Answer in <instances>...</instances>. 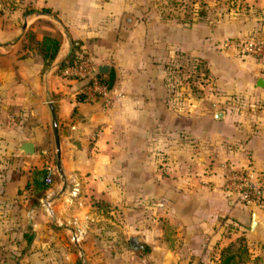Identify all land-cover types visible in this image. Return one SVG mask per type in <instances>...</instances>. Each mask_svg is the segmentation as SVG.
<instances>
[{
  "label": "crops",
  "instance_id": "obj_1",
  "mask_svg": "<svg viewBox=\"0 0 264 264\" xmlns=\"http://www.w3.org/2000/svg\"><path fill=\"white\" fill-rule=\"evenodd\" d=\"M155 1L0 0V264H80L96 231L110 232L95 226L111 212L99 204L124 220L134 215L149 264H228L220 255L236 236L264 239V211L255 210L261 226L252 234V208L222 191L219 174L221 161L264 169V86L256 85L264 72L222 46L264 31V0L187 21L160 16ZM43 35L58 37L48 63L38 51ZM72 51L97 71L106 64L98 73L121 96L107 106L86 99L85 81L60 73ZM187 57L208 76L199 94L174 85ZM23 140L32 154L17 149ZM42 174L44 188L33 181Z\"/></svg>",
  "mask_w": 264,
  "mask_h": 264
},
{
  "label": "rangeland",
  "instance_id": "obj_2",
  "mask_svg": "<svg viewBox=\"0 0 264 264\" xmlns=\"http://www.w3.org/2000/svg\"><path fill=\"white\" fill-rule=\"evenodd\" d=\"M155 3L154 7L157 8L160 16L164 18L174 16L179 21H187L190 20L191 17L201 14L212 17L226 12L227 10H233L237 5L242 8H244L245 5V3H242L240 0H156ZM249 37L255 36L248 35L238 38ZM227 48L232 49L234 53L238 55H243L239 50L233 47ZM174 68L175 72L172 78H174V85L179 93H181L180 90H182L179 87L187 83H189V87L194 94L202 92L198 85L203 82H208L206 79L208 76L205 74L202 62L199 63V60L187 57L186 59H182ZM97 207L102 209L106 214L107 211L111 210L108 220H99L96 221L97 223L95 224L96 227H99L101 225L103 226L105 223V225L111 227V233L107 232L109 231L107 227L103 230L104 232L102 228L97 230L94 237L90 238L94 241V244H92V251L89 254V258L86 257V253L83 252V250L78 251L77 256L81 260L80 264H149V252L144 250V248L132 251L128 244L127 236L129 234H136L133 233L134 215L128 214V218L124 220L122 215L118 214V210H113L112 208L108 209L105 207V204H99ZM53 215L54 214L47 216L53 218ZM118 225L124 228V231H120V235L117 233ZM136 235L139 237L140 241V236L138 234ZM80 240L79 242L82 243L84 239ZM262 240L264 241V239L247 241L244 236H236L223 247L220 258L224 260L226 257L230 256L226 259L228 264H244L246 261H251L255 264H264V242L262 243ZM103 243L105 244L104 247L102 246ZM106 244L110 246H106ZM101 248L104 249L102 250ZM106 248H109V250Z\"/></svg>",
  "mask_w": 264,
  "mask_h": 264
},
{
  "label": "built area",
  "instance_id": "obj_3",
  "mask_svg": "<svg viewBox=\"0 0 264 264\" xmlns=\"http://www.w3.org/2000/svg\"><path fill=\"white\" fill-rule=\"evenodd\" d=\"M223 47H233L243 55L251 56L260 64L261 71L264 72V31L255 37L230 38L222 42ZM96 63L84 55L78 53L74 63L60 68V73L66 77L84 80L82 91L84 97H101L105 106L109 105L116 97L121 96L116 88H110L97 75ZM249 107L253 108L255 102H250ZM96 128L93 137L99 133ZM220 188L234 201L264 211V169L256 168L252 165L236 167L228 161H221L219 164ZM44 211L47 215H52L50 199L46 195L41 199ZM78 231L70 232V240L78 242Z\"/></svg>",
  "mask_w": 264,
  "mask_h": 264
},
{
  "label": "water",
  "instance_id": "obj_4",
  "mask_svg": "<svg viewBox=\"0 0 264 264\" xmlns=\"http://www.w3.org/2000/svg\"><path fill=\"white\" fill-rule=\"evenodd\" d=\"M107 69L106 64H99L98 65V71L103 72ZM256 85L258 86H264V78L258 77L256 81ZM50 112H51V127H52V133H53V140H54V146H55V156H56V166L59 167V139H58V131L56 126V118L54 114V109L51 103H49ZM222 114L221 110H217L214 113V116L218 117ZM17 149L21 150L24 154H32L33 152V145L31 140H23L21 141ZM261 226V221L257 218L256 211L254 208L251 209V215H250V222H249V231L251 233H255L257 229ZM129 247L132 251L142 248V244L139 241V237L136 234H129L127 236Z\"/></svg>",
  "mask_w": 264,
  "mask_h": 264
},
{
  "label": "trees",
  "instance_id": "obj_5",
  "mask_svg": "<svg viewBox=\"0 0 264 264\" xmlns=\"http://www.w3.org/2000/svg\"><path fill=\"white\" fill-rule=\"evenodd\" d=\"M41 10L47 11L48 9L47 8H41ZM27 11L28 10L26 9L23 11V13H26ZM57 46H58V37L57 36L43 35L41 37V39L38 42V51L40 52L41 56L44 58L45 63H48L52 59V57H53V55L57 49ZM78 53L79 52H77V51H72V53H70L68 55L66 60L59 64V69L66 66V65H70V64L74 63L76 58H77ZM97 75L100 78V80H102L100 77V74L98 72H97ZM42 176H43V178L40 180L37 179V176H34L33 181L35 183H37V182L42 183L40 187L44 188L46 186V184L44 183V175L42 174ZM229 257L230 256L226 257V259ZM226 259L223 260L224 263H227Z\"/></svg>",
  "mask_w": 264,
  "mask_h": 264
}]
</instances>
